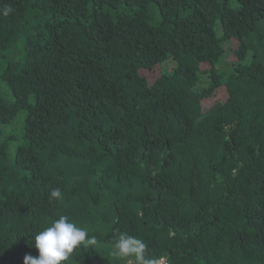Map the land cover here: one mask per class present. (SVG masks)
I'll return each mask as SVG.
<instances>
[{
    "label": "trees",
    "instance_id": "trees-1",
    "mask_svg": "<svg viewBox=\"0 0 264 264\" xmlns=\"http://www.w3.org/2000/svg\"><path fill=\"white\" fill-rule=\"evenodd\" d=\"M8 6L0 264L61 215L96 240L61 264H128L119 233L168 264H264V0Z\"/></svg>",
    "mask_w": 264,
    "mask_h": 264
},
{
    "label": "clouds",
    "instance_id": "clouds-1",
    "mask_svg": "<svg viewBox=\"0 0 264 264\" xmlns=\"http://www.w3.org/2000/svg\"><path fill=\"white\" fill-rule=\"evenodd\" d=\"M11 12L12 8L8 6L0 10V15L7 16ZM50 199L62 200L61 190L53 189L50 192ZM95 243L94 237H88L86 228L78 227L68 216L61 215L58 219L51 221L50 226L34 235L31 246H34L38 255L25 253L22 264H61L69 259L77 246L95 245ZM146 249L147 244L142 239L127 233H119L114 238L111 255L117 259L126 260L128 264H156L155 260L146 258ZM160 259L167 262L165 257Z\"/></svg>",
    "mask_w": 264,
    "mask_h": 264
},
{
    "label": "rangeland",
    "instance_id": "rangeland-1",
    "mask_svg": "<svg viewBox=\"0 0 264 264\" xmlns=\"http://www.w3.org/2000/svg\"><path fill=\"white\" fill-rule=\"evenodd\" d=\"M232 45H234V42L231 41V40H227V41L223 42V48H224L226 51H227V48H229V46H232ZM227 59H229V57H227ZM3 90H4V89H3ZM5 91H7V88H6V87H5ZM222 93H223V90H219V91H218V96H214V97H210V98H208L207 101H206L203 105L205 106L206 103L212 102L214 99L224 96V93H223V94H222ZM20 118H21V117H20ZM12 126L14 127L15 125L12 124ZM9 127H10V126H9ZM15 144H16V143H13V144H12V147H13V148H14Z\"/></svg>",
    "mask_w": 264,
    "mask_h": 264
},
{
    "label": "built area",
    "instance_id": "built-area-1",
    "mask_svg": "<svg viewBox=\"0 0 264 264\" xmlns=\"http://www.w3.org/2000/svg\"><path fill=\"white\" fill-rule=\"evenodd\" d=\"M156 264H167V262L164 259H159L156 261Z\"/></svg>",
    "mask_w": 264,
    "mask_h": 264
}]
</instances>
